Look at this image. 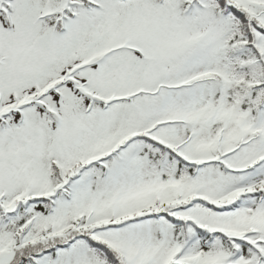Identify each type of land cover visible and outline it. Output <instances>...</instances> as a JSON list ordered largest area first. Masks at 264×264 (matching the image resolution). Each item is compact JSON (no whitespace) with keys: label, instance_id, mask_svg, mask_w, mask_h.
Masks as SVG:
<instances>
[{"label":"snow or ice","instance_id":"1","mask_svg":"<svg viewBox=\"0 0 264 264\" xmlns=\"http://www.w3.org/2000/svg\"><path fill=\"white\" fill-rule=\"evenodd\" d=\"M0 264H264V0H0Z\"/></svg>","mask_w":264,"mask_h":264}]
</instances>
